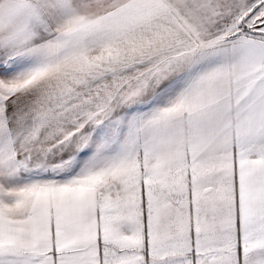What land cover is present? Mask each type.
Segmentation results:
<instances>
[{"label":"snow or ice","instance_id":"1","mask_svg":"<svg viewBox=\"0 0 264 264\" xmlns=\"http://www.w3.org/2000/svg\"><path fill=\"white\" fill-rule=\"evenodd\" d=\"M0 264H264V0H0Z\"/></svg>","mask_w":264,"mask_h":264}]
</instances>
